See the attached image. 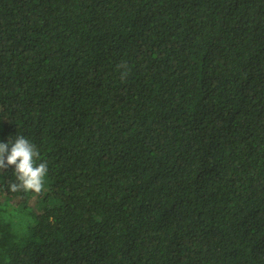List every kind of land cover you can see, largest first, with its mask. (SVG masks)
Instances as JSON below:
<instances>
[{
    "label": "trees",
    "instance_id": "obj_1",
    "mask_svg": "<svg viewBox=\"0 0 264 264\" xmlns=\"http://www.w3.org/2000/svg\"><path fill=\"white\" fill-rule=\"evenodd\" d=\"M19 134L49 172L0 171V264H264V0H0Z\"/></svg>",
    "mask_w": 264,
    "mask_h": 264
},
{
    "label": "clouds",
    "instance_id": "obj_2",
    "mask_svg": "<svg viewBox=\"0 0 264 264\" xmlns=\"http://www.w3.org/2000/svg\"><path fill=\"white\" fill-rule=\"evenodd\" d=\"M40 156L37 145L23 134L10 139L8 143L0 142V171L14 166L16 182L9 185L10 191L40 194L45 190L49 167L46 160L40 161Z\"/></svg>",
    "mask_w": 264,
    "mask_h": 264
},
{
    "label": "rangeland",
    "instance_id": "obj_3",
    "mask_svg": "<svg viewBox=\"0 0 264 264\" xmlns=\"http://www.w3.org/2000/svg\"><path fill=\"white\" fill-rule=\"evenodd\" d=\"M0 199H2V197H0ZM12 202H13L14 205L17 206V205H19V203L21 202V200H20L19 198H16V199H14L13 201L10 200L9 203H12ZM13 204L9 207L8 210H7V209H4L3 205H0V210L6 212V217H4V219H7V218H8V213H9V211L12 209ZM34 205H36V199L33 198V200H32V206H34ZM19 207H21V205H20ZM12 210H13V212L15 213V211H14L15 209H12ZM12 210H11V212H12ZM15 215H16V216H21V215H20V212H18V211H16V214H15Z\"/></svg>",
    "mask_w": 264,
    "mask_h": 264
}]
</instances>
